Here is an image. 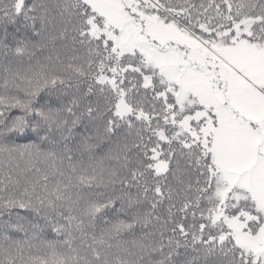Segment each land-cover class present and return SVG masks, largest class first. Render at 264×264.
<instances>
[{"label":"snow or ice","instance_id":"1","mask_svg":"<svg viewBox=\"0 0 264 264\" xmlns=\"http://www.w3.org/2000/svg\"><path fill=\"white\" fill-rule=\"evenodd\" d=\"M0 264H264V0H0Z\"/></svg>","mask_w":264,"mask_h":264}]
</instances>
